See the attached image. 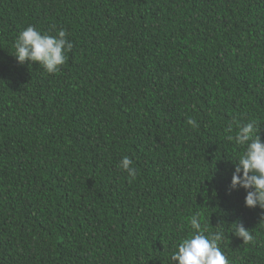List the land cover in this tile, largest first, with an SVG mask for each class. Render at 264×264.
Here are the masks:
<instances>
[{"label":"trees","instance_id":"trees-1","mask_svg":"<svg viewBox=\"0 0 264 264\" xmlns=\"http://www.w3.org/2000/svg\"><path fill=\"white\" fill-rule=\"evenodd\" d=\"M29 25L66 30L59 71L12 55ZM252 120L264 141V0H0V264H173L195 213L264 264L229 187Z\"/></svg>","mask_w":264,"mask_h":264},{"label":"clouds","instance_id":"clouds-1","mask_svg":"<svg viewBox=\"0 0 264 264\" xmlns=\"http://www.w3.org/2000/svg\"><path fill=\"white\" fill-rule=\"evenodd\" d=\"M67 35L64 29H57L56 34L51 35L29 25L17 35L12 55L19 64L38 63L47 73L53 74L65 64L67 53L73 46ZM187 123L194 128L198 127L197 122L191 118ZM257 126L255 120L238 124L235 137L228 136L229 140L235 139L238 145L245 146L235 163L229 187L230 190H245V207L258 206L264 209V141L256 134ZM231 130L232 126L229 125L228 131ZM132 163V160L125 156L121 159L119 167L126 171L131 179H135L137 169ZM200 215L195 213L190 217L192 232L176 246L171 261L173 264H229L219 246L223 236L222 230L211 232L206 226H202ZM233 233L245 243L253 239L250 232L239 222L236 223Z\"/></svg>","mask_w":264,"mask_h":264}]
</instances>
